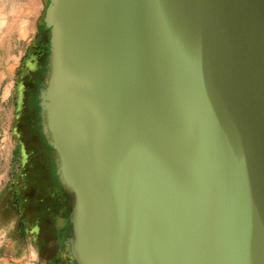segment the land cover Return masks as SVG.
<instances>
[{
    "label": "water",
    "instance_id": "water-1",
    "mask_svg": "<svg viewBox=\"0 0 264 264\" xmlns=\"http://www.w3.org/2000/svg\"><path fill=\"white\" fill-rule=\"evenodd\" d=\"M43 134L77 264H264V0H50Z\"/></svg>",
    "mask_w": 264,
    "mask_h": 264
},
{
    "label": "flooded vegetation",
    "instance_id": "flooded-vegetation-1",
    "mask_svg": "<svg viewBox=\"0 0 264 264\" xmlns=\"http://www.w3.org/2000/svg\"><path fill=\"white\" fill-rule=\"evenodd\" d=\"M35 39L37 67L22 82L24 93L16 121L15 153L22 171L7 191L9 203L4 208L14 216L20 241L31 248L32 264H77L69 244L72 202L59 183L56 153L43 134L39 107V91L45 89L49 71V30L40 27Z\"/></svg>",
    "mask_w": 264,
    "mask_h": 264
},
{
    "label": "rangeland",
    "instance_id": "rangeland-1",
    "mask_svg": "<svg viewBox=\"0 0 264 264\" xmlns=\"http://www.w3.org/2000/svg\"><path fill=\"white\" fill-rule=\"evenodd\" d=\"M49 3L50 0H0V258L5 259L1 264L33 263L31 248L20 241L14 216L4 207L9 203L7 191L22 171L15 153L22 82L36 70L35 37L38 29L45 27L43 19ZM26 8L30 13L24 11ZM28 15L37 32L33 38L22 40L18 32L27 24H23V19Z\"/></svg>",
    "mask_w": 264,
    "mask_h": 264
},
{
    "label": "crops",
    "instance_id": "crops-1",
    "mask_svg": "<svg viewBox=\"0 0 264 264\" xmlns=\"http://www.w3.org/2000/svg\"><path fill=\"white\" fill-rule=\"evenodd\" d=\"M26 13H30V11L26 8V10H24ZM32 19V16H26L23 22V24H27L26 25H23L20 27L19 29V36H20V39L22 40H27L29 38H33L35 33L37 32V28L35 27V25L32 24V22H30ZM30 20V21H29ZM25 27V28H24ZM22 32V33H21ZM5 259L3 258H0V261H4ZM1 264V262H0ZM9 264V263H8Z\"/></svg>",
    "mask_w": 264,
    "mask_h": 264
},
{
    "label": "bare ground",
    "instance_id": "bare-ground-1",
    "mask_svg": "<svg viewBox=\"0 0 264 264\" xmlns=\"http://www.w3.org/2000/svg\"><path fill=\"white\" fill-rule=\"evenodd\" d=\"M25 28V27H24ZM22 33V32H21Z\"/></svg>",
    "mask_w": 264,
    "mask_h": 264
}]
</instances>
